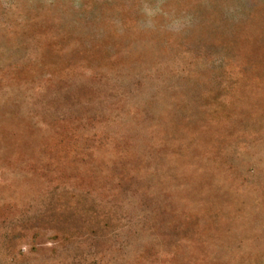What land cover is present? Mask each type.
<instances>
[{"label":"rangeland","instance_id":"1","mask_svg":"<svg viewBox=\"0 0 264 264\" xmlns=\"http://www.w3.org/2000/svg\"><path fill=\"white\" fill-rule=\"evenodd\" d=\"M0 264H264V0H0Z\"/></svg>","mask_w":264,"mask_h":264}]
</instances>
